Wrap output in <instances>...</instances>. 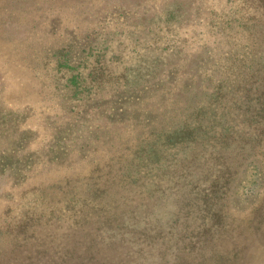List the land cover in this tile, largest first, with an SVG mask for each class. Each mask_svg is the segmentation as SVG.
<instances>
[{
  "label": "rangeland",
  "instance_id": "374dc122",
  "mask_svg": "<svg viewBox=\"0 0 264 264\" xmlns=\"http://www.w3.org/2000/svg\"><path fill=\"white\" fill-rule=\"evenodd\" d=\"M0 264H264V0H0Z\"/></svg>",
  "mask_w": 264,
  "mask_h": 264
}]
</instances>
